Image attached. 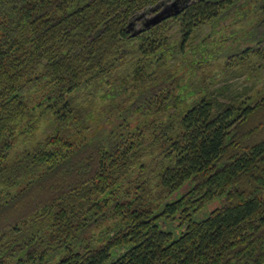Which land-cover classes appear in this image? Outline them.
I'll return each instance as SVG.
<instances>
[{
	"label": "trees",
	"instance_id": "trees-1",
	"mask_svg": "<svg viewBox=\"0 0 264 264\" xmlns=\"http://www.w3.org/2000/svg\"><path fill=\"white\" fill-rule=\"evenodd\" d=\"M230 11L264 59V0H0V264H264V93L168 70Z\"/></svg>",
	"mask_w": 264,
	"mask_h": 264
},
{
	"label": "rangeland",
	"instance_id": "rangeland-1",
	"mask_svg": "<svg viewBox=\"0 0 264 264\" xmlns=\"http://www.w3.org/2000/svg\"><path fill=\"white\" fill-rule=\"evenodd\" d=\"M171 4L173 1H168V5ZM239 16L230 11L216 22L202 26L186 42L185 48L188 52L185 54L176 52L170 59L168 70L176 69L179 71L181 81L183 83L187 81V84L189 82L186 90L195 95L192 99L201 94L192 90L201 82L225 101L234 100L238 96L259 97L264 93V59L258 58L251 52L240 59L231 57L249 47H259V44L248 39L246 33L252 28L253 23L261 18V13H252L246 19L237 22ZM173 23L169 32L172 46L181 42L180 25L176 21ZM133 26V30L140 28L139 24ZM263 29L264 27H261L259 31L257 30V34H263ZM201 49L204 53L200 52ZM195 59L201 61V65L197 68L191 66L192 60ZM229 62L233 64L230 66ZM46 123V119L42 120L40 130L45 128Z\"/></svg>",
	"mask_w": 264,
	"mask_h": 264
},
{
	"label": "water",
	"instance_id": "water-1",
	"mask_svg": "<svg viewBox=\"0 0 264 264\" xmlns=\"http://www.w3.org/2000/svg\"><path fill=\"white\" fill-rule=\"evenodd\" d=\"M159 9V10H158ZM183 9L182 6H179L178 4L174 3L171 5H168L166 3H160L157 4L155 7L151 8V11L158 10L154 15L147 18L143 23L142 26L134 32V35L140 33L141 31L150 28L151 26L170 18L174 15H177L180 13V11ZM129 29L131 30V24H129Z\"/></svg>",
	"mask_w": 264,
	"mask_h": 264
},
{
	"label": "flooded vegetation",
	"instance_id": "flooded-vegetation-1",
	"mask_svg": "<svg viewBox=\"0 0 264 264\" xmlns=\"http://www.w3.org/2000/svg\"><path fill=\"white\" fill-rule=\"evenodd\" d=\"M146 19H147V18H146ZM146 19H145V20H146ZM133 23H134V22H132V24H133ZM132 24H131V27L133 28Z\"/></svg>",
	"mask_w": 264,
	"mask_h": 264
}]
</instances>
